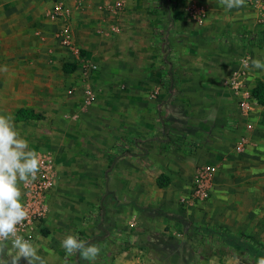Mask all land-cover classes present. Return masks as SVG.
Here are the masks:
<instances>
[{
    "label": "rangeland",
    "instance_id": "obj_1",
    "mask_svg": "<svg viewBox=\"0 0 264 264\" xmlns=\"http://www.w3.org/2000/svg\"><path fill=\"white\" fill-rule=\"evenodd\" d=\"M138 1L141 3L146 0ZM175 1L177 0H174V3ZM183 1L182 13L188 15L187 9L193 4L191 0ZM174 3H170V8H167V15V6L160 0H147L146 3L148 14L146 23H151L152 27H159V22L162 20L165 23L164 28L168 29L166 33H161L153 44L151 52L153 60L154 56H166L174 74H179L180 78L179 82L176 77L172 89L173 95H168L166 100H160V102L158 97L163 93L159 92L158 88L157 93L153 90L155 79L160 75V71L154 61L149 66V54L146 51L116 52V42L122 39L118 36L117 23L121 20L126 23V26L131 23L128 8L117 9L114 12L106 9L105 12L104 8L99 7L100 4L94 7L95 11L104 12L105 17L102 21L100 18L96 20L101 25H93L92 32L97 36V41L95 42V38L91 36L90 41L94 42L90 50L83 49L78 59L74 57L68 61L78 66L81 72L73 77L71 83L69 81L55 110L54 140L56 142L54 144L57 147L50 146L51 149L45 148L37 152L53 151L59 168L50 211L43 226L37 230V237L41 239L39 255L45 259L46 264H90L88 260L81 258L79 252L68 255L61 247V241L69 234H78L80 239L86 241L88 245L94 244L100 248L99 254L91 261V264H107L113 254L126 246L131 247L124 250L125 253L141 252L148 257L150 264H173L175 254L184 250L202 256L229 255L217 236L194 234L189 230L194 226H218L227 230L223 224V212L217 214L218 210L224 207V191H218V198L212 196L209 199L208 197L194 205L193 209L181 211L182 214L179 212L167 215L162 213L160 208V205L166 203H161L163 194H160L155 201L153 199L156 197L143 193L141 197L145 198L144 201L136 202L142 207L149 203L151 208L138 212L130 210L126 202L115 201V191L130 189L127 187V180L114 178V172L110 168L104 181V172L109 160L128 156L131 161H135L131 168L138 171L135 178L130 180L136 185L135 191H150L151 175H141L139 169L148 171L149 163L144 156L148 154L149 143L154 142L160 135L167 138L169 142L167 144L170 149L166 150L176 156L178 152L182 153V137L195 134L200 137L198 151L201 154L204 156L213 154L211 149L221 144V147L215 151V154L220 153L224 150L221 143L223 141L221 136L225 130L221 121L224 113L216 118L206 119L204 113L208 107L207 103L218 96L222 103H233V92L228 87L227 78L230 70L237 68L243 58H246L248 62L250 82L255 81L258 75L264 77V68H256L252 64V60L264 62V50L242 49L237 41L229 37L223 38V36H230L226 33L228 31L206 37L203 29L206 22L198 24L192 20L194 22H190L187 28L184 27L186 21L178 20L184 16L182 13L178 16ZM215 4L216 2L213 3ZM194 5L198 4L194 3ZM117 13L121 15L119 20L116 18ZM91 14L94 15V12ZM91 14L89 15L92 16ZM207 15L208 11H206V17ZM165 16H168V20H165ZM53 42L56 46L53 47L55 52L52 54L58 61H64L63 57L58 58L57 55L58 48L61 49L60 44L55 38ZM129 54L133 60L129 61L132 65L135 64V67L128 66ZM118 56L121 59L120 68L114 67L113 63ZM85 60L92 61L96 69H88L85 66ZM119 71L122 72L120 78L117 74ZM138 73L144 77L138 79ZM187 97L194 98L196 106L192 115L196 117L194 124L199 123V125L186 128L188 132H185L182 130L183 123L191 121V118L181 116L191 105ZM65 112L71 118H63ZM216 119L219 123L213 124ZM155 125L161 126L163 132L152 130ZM47 127V121L42 120L35 128L38 129L40 139L45 142H47ZM196 128L197 130H194ZM122 151H127L128 154H123ZM151 153L153 155L154 151ZM163 162L167 163L165 160ZM212 163L210 159L199 163L194 167L191 175H194L198 167L213 165ZM168 164L172 162L169 161ZM101 198L104 210L100 216L95 208ZM129 198L125 197L127 202ZM167 217L183 226L181 228L184 233L182 232L181 235L186 237L184 244L179 243L176 238L171 241L166 239L160 224ZM129 221L131 224H128ZM99 224L104 228L99 227ZM113 224L119 225V229L111 228ZM116 232L136 236L140 242L134 245L111 242ZM98 236L103 238L97 240ZM235 255L239 260L245 256L246 261L241 260L245 264H255L248 260L245 253L241 255L235 253ZM13 256H15L14 253L0 247V258L7 260L8 264H11ZM133 256L136 255L133 254ZM19 261H25L27 264L24 258Z\"/></svg>",
    "mask_w": 264,
    "mask_h": 264
},
{
    "label": "crops",
    "instance_id": "obj_2",
    "mask_svg": "<svg viewBox=\"0 0 264 264\" xmlns=\"http://www.w3.org/2000/svg\"><path fill=\"white\" fill-rule=\"evenodd\" d=\"M137 1L56 0L55 2H61L67 7L69 13L66 20L73 33L76 46L81 53L83 49L90 50L91 45H93L94 41L92 43L90 41L91 36L95 38V42L97 41V36L93 35L94 33L92 32L93 25H101L96 20L100 18V21H102L105 17L104 12L95 11V6L102 2L99 7L104 8L105 12L106 9L114 12L117 9L128 8L130 11L128 16H130L131 23L128 26L122 20L117 23L119 25L117 29L118 36L122 39H118L115 45L116 48H114L116 52L140 53L141 51H146L150 57L148 63L150 66L153 62L151 53L152 24L146 23L148 16L146 12L147 0L141 3ZM53 2L52 0H0V114L12 115L20 136L26 139L29 142V148L36 152L45 148L57 147L54 144L56 142L54 140L56 131L55 110L59 106L61 95L67 89L69 81L71 83L73 77L81 72L78 66L70 63L71 61L68 62L74 56L61 46V49L58 48L59 53L57 52V55L58 58L63 57L64 61H58L52 54L55 52L54 48L56 46L53 40L54 38L57 40L56 33L63 22L66 21L63 18L49 16ZM191 2L208 11V15L204 20L206 23L203 26L206 37L207 35H216L221 31L236 32L246 30L255 32L258 31L259 27L264 26V10L246 2L243 7L231 10L226 8L224 0H197L196 2L191 0ZM215 2L216 4L213 5ZM183 3V0H177L174 3L178 16H181ZM92 12H94V15L91 14ZM118 13L116 15L117 20L121 18ZM182 15L184 17L178 20L181 22L186 21L184 27L187 28L189 23L194 21L184 13ZM261 23L263 25H260ZM129 60H132L130 54L128 56V66L135 67V64L132 65ZM120 61L119 56L114 59V67L118 68ZM85 62L94 64L89 60H85ZM64 64L75 65V70L71 73L64 72L62 69ZM232 70L234 68L230 70L227 81ZM120 73L122 72H117L118 78H120ZM138 75V79L143 76L140 73ZM176 75L177 81L180 82L179 74ZM159 78L160 75L155 79V85L153 86L155 93H157V88L159 92L163 93V95H159L158 102L166 100L168 95H173L174 93L173 91L168 93L163 89L159 85ZM245 82L247 84L245 89L252 95L253 87L257 82L264 83V77L258 75L255 81L250 82L249 70ZM187 99L191 105L189 109L184 110L181 116L182 118H191L192 122L183 123L182 127L184 128L182 130L185 132H188L186 128L199 125V123L194 124L196 117L192 115L196 106L194 98L187 97ZM240 99V93L233 92V103H222L219 96L207 103L208 107L204 113L206 119L210 120V118H216V116H221V113H224L221 118L225 129L223 136H221L223 139L221 143H223L224 149L221 151L222 153L215 154V151L221 147L220 144V146L213 147L211 150L214 153L208 156H204L198 150L192 156H184L182 153L179 154V152L176 156L166 150L170 149L167 144L169 142L167 138L161 135L154 142L149 143V147H147L148 154L144 156V159L148 160L149 163L148 171L139 169V173L141 175H151L149 179L151 182L150 191H135L136 185L130 181L135 178V174L138 172L131 168L135 161H131L128 156L110 159L107 164L109 165L112 162L110 168L114 172V178L127 180V187L130 188L127 191H115V201L117 203L126 202L130 206V210L139 212L144 211L142 209L150 210L151 208L149 203H146L148 205L144 207L138 205L137 202L142 203L145 199L141 197L143 193L153 198L156 197L153 199L155 201H157L160 194H163L164 198L161 203H166L160 205L162 213L173 215L181 213L183 210L193 209V207L186 208L185 205H180V199L186 197L190 192L191 181L189 183V180L192 177L191 174H193L194 167L210 159L216 167V173L213 178L209 199L212 196L218 198V191H224V207L220 208L222 211L219 209L217 214L223 212L225 228L234 235H248L264 246V105H259L252 95L250 99L251 110L245 112L239 106L238 102ZM19 109L33 110L43 116L42 120L47 121L48 125L47 142L40 139L37 132L38 129H35L42 120L15 121L14 116ZM63 118L68 119L71 116L65 112ZM215 123H219L218 119L213 124ZM152 130L163 132V128L157 125ZM194 130H197V128ZM152 151H154L153 155H151ZM52 152L47 150L39 152V154L50 153L54 156L57 175L59 172L58 162ZM163 160L167 161V163L163 162ZM169 161L172 164L169 165ZM161 176H164L167 181V185L164 188H159L156 184L157 179ZM20 187L22 191V184ZM160 189L165 191H159ZM125 197H130V200L128 199L129 202L126 201ZM52 202L53 200L51 204ZM163 206L166 207L164 208ZM257 209H259V212L256 211ZM128 224H131V222L129 221ZM160 226L161 231L166 234V239H169V241L176 238L179 243L184 244L186 242V237L181 235L183 226H180L170 217L163 219ZM102 228L104 227L102 226ZM111 228L117 230L119 225L113 224ZM96 238L98 240V238H103V236ZM113 238L114 240L111 242L114 243L135 244L140 242L137 240L138 237L128 233L120 234L116 232ZM118 239L121 240L118 241ZM34 244L39 245V255L41 252V239L36 237ZM133 254L136 256H133ZM175 255L173 264H193V261L196 262L194 264H245L232 255L220 256L212 254L202 256L186 250L180 251ZM147 258L141 252L136 254V252L125 253L124 250H119V252L111 256L107 264H150ZM19 262V264H26L25 261Z\"/></svg>",
    "mask_w": 264,
    "mask_h": 264
},
{
    "label": "clouds",
    "instance_id": "obj_3",
    "mask_svg": "<svg viewBox=\"0 0 264 264\" xmlns=\"http://www.w3.org/2000/svg\"><path fill=\"white\" fill-rule=\"evenodd\" d=\"M224 3L229 10L239 9L245 0H224ZM252 64L256 68H264V62L260 60H252ZM40 164V154L30 149L29 142L20 136L12 115L0 114V242L11 241L15 250L11 264H18L21 258L27 264H46L45 259L38 255L39 245L19 235L17 228L28 217L20 185L36 179ZM61 247L68 255L79 252L81 258L90 264L100 252L99 247L88 245L78 234L67 235L61 241ZM254 259L255 264H264V256ZM0 264H8V261L0 258Z\"/></svg>",
    "mask_w": 264,
    "mask_h": 264
},
{
    "label": "built area",
    "instance_id": "obj_4",
    "mask_svg": "<svg viewBox=\"0 0 264 264\" xmlns=\"http://www.w3.org/2000/svg\"><path fill=\"white\" fill-rule=\"evenodd\" d=\"M249 5L258 6L264 10V0H245ZM69 11L67 7L61 2H53L49 16L54 18L67 19ZM189 18L202 24L206 17L204 8L197 5H189L187 9ZM58 43L62 48L70 52L76 59L79 58L80 51L74 41L73 33L66 21L56 33ZM88 69H96V65L85 62ZM248 62L246 58L240 61V65L231 71V75L227 81L228 87L234 93H240L241 99L239 106L245 111L249 112L251 109L250 99L251 94L247 89L246 78L248 76ZM41 164L37 172L36 179L28 184H22L21 199L26 205L28 212L27 219L17 226L18 234L23 235L25 239H30L33 243L37 237V230L43 226L45 219L50 211L51 201L55 194V180H56V163L55 158L50 153H40ZM216 173V167L213 165H202L195 170L192 176L190 192L184 198L180 199V203L186 208H192L194 205L208 199L213 178ZM0 247L8 249L9 252L15 254V250L11 247V241L0 242Z\"/></svg>",
    "mask_w": 264,
    "mask_h": 264
},
{
    "label": "trees",
    "instance_id": "obj_5",
    "mask_svg": "<svg viewBox=\"0 0 264 264\" xmlns=\"http://www.w3.org/2000/svg\"><path fill=\"white\" fill-rule=\"evenodd\" d=\"M56 1V0H52ZM166 4V15H167V8H170V3H174V0H160ZM169 14V13H168ZM165 20H168V16H165ZM165 27L164 21L159 22V27L153 26L151 32V46L153 49V44L156 42L157 38L160 37V34L163 32H167V28ZM229 33L230 36H223V38H231L234 41H237L241 45L242 49H249V48H256L259 50H264V28H261L258 31H236V32H226ZM232 34V35H231ZM222 38V37H221ZM166 46V45H165ZM154 63L157 65L160 71V78H159V85L165 89L168 93H170L173 89V85L176 81V76L173 72L172 67H170L171 63L167 61L166 56L155 57L154 56ZM168 66V67H167ZM64 72L71 73L75 70V65L73 64H64L62 67ZM252 95L257 101L259 105H264V83L257 82L256 85L252 89ZM15 121H25V120H42L43 116L39 113H35L33 110L29 109H19L16 111L14 116ZM199 135H187L182 137V147L181 152L184 156H192L196 153L199 149L198 146L200 145ZM123 154H128L127 151H122ZM112 162L109 163L106 171L104 172V181L107 178L106 174L107 171L110 169ZM156 184L159 188H164L167 185V181L164 176H161L157 179ZM96 212L98 215L103 214V207H102V198L99 199L98 204L96 205ZM147 210V209H142ZM100 227L101 224H99ZM194 234H201V235H209V236H217L220 240L221 244L224 248L228 251L229 255L236 256L235 253L241 255V253H245L248 257V260L251 263H255L254 257L264 256V249L263 246L256 242L253 238L245 234L234 235L218 226L212 227H200L194 226L189 228ZM136 244V243H135ZM134 245V244H133ZM131 246L121 247V250H126ZM119 252V251H117ZM242 261H246L245 256L242 258ZM194 263H196L194 261ZM193 263V264H194Z\"/></svg>",
    "mask_w": 264,
    "mask_h": 264
}]
</instances>
